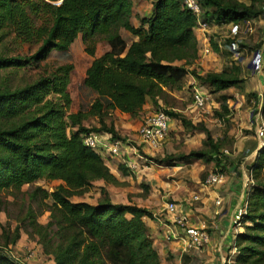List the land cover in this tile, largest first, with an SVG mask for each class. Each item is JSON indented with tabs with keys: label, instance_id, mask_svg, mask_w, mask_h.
<instances>
[{
	"label": "trees",
	"instance_id": "1",
	"mask_svg": "<svg viewBox=\"0 0 264 264\" xmlns=\"http://www.w3.org/2000/svg\"><path fill=\"white\" fill-rule=\"evenodd\" d=\"M199 2L202 20L210 26L264 15V0ZM133 17L134 0H0V43L37 46L30 55L0 51V212L7 215L1 225L0 264H24L11 254L22 230L53 257V264H162L144 221L154 218V212L113 201L107 185L121 182L101 153L84 143L83 134L89 132H106L111 140H120L114 119L118 110L135 117L148 103L172 106L162 107L185 131L205 132L202 147L156 158L160 164L175 166L194 159L214 163L213 171L224 172L233 163L225 152L227 136L214 137L205 121L194 123L168 99L192 74L200 85L213 88L220 104L216 115L229 119L233 97L229 91L245 88L241 68L205 73L191 68L199 59L198 21L183 0H152L150 13L139 25L133 24ZM123 30L137 39L128 42ZM79 37L93 57L85 85L96 97L88 111L70 110L73 63L60 64L32 82L15 83L19 71L40 68L53 52L70 50ZM98 38L109 45L99 56ZM227 43L243 46L239 40ZM212 47L220 51L216 43ZM91 119L98 124H85ZM248 153L249 149L244 157ZM251 167L255 184L243 230L236 235L232 264H264V148ZM119 168L130 175L124 164ZM39 180L60 182L48 191L36 185ZM98 181L104 185L96 203L73 200L88 194ZM46 200L51 201L45 204L50 216L42 223L33 202ZM16 201L21 202L18 211L12 209Z\"/></svg>",
	"mask_w": 264,
	"mask_h": 264
},
{
	"label": "crops",
	"instance_id": "2",
	"mask_svg": "<svg viewBox=\"0 0 264 264\" xmlns=\"http://www.w3.org/2000/svg\"><path fill=\"white\" fill-rule=\"evenodd\" d=\"M141 1H150V7L152 8V0ZM150 11L151 9L148 13H150ZM227 26L236 27L237 30H242L241 26H244L251 36L254 35L250 39H246L242 42V48H238V50L240 49L241 51H236L240 54L244 49L246 53V61L244 64H246V67L249 68L248 80L245 77V74L242 73V76L246 78L245 88L242 91L238 90L236 92L238 97L236 108L239 110L244 105L246 100L252 101L248 96L249 91H257L254 93H257L256 95L258 99L260 92L263 89L264 76L255 70V66L264 60V17L260 16L258 18L237 24L231 23ZM250 26L252 27V31L249 30ZM219 27L220 26L214 24L210 27L207 33L218 31V29H220ZM195 33L201 47L203 33L197 29H195ZM136 39L137 37L132 35L130 43ZM208 56L199 58L196 63L191 66V68H198V64L202 65L207 62ZM178 63L181 64L182 62ZM236 63L241 64L240 62ZM190 75L191 81L189 82L193 83L196 78L192 74H189L188 76ZM253 107L255 112L257 106L254 105ZM153 109L154 106L148 103L144 106L141 113L135 117L119 110L114 113L115 125L122 142L121 155L112 159L107 163V165L110 167L111 172L119 179L121 182L120 186H122L124 190L118 195L114 192H110L112 200L122 203H135L139 206L150 208L154 212V218L145 217L144 221L148 228L149 237L155 248L160 253L162 264H225L226 259L229 257H232V261H234L237 252L233 253L232 247L236 244L235 240L237 233L232 228V219L237 212V209L243 204L245 197V173L247 170H245V160L243 159L247 158L249 154L257 151L259 146H257L254 140L251 142V137L248 135H244L242 138L243 140H238L239 145L236 144V150L240 152L239 155L241 156H238L239 158L237 160L233 158V163L228 166L227 170L225 169L224 172L227 174V179L221 185L215 187L203 185V173L215 170V164L207 163L202 160H198L197 162L203 172H201L202 175L198 178V181L190 184L186 180H170V172L168 171H171V169H183L185 165L166 166L159 163L160 165L158 166H161L163 170H155L154 168L157 167H154L153 165H145V160L141 159L139 156V154H143L145 156L150 155L151 157L155 156L157 153L161 152L164 147L163 145L168 147L170 143L167 142L169 141L167 139L169 135L167 134L163 145L156 151L148 150L141 146L138 131L144 121V118L147 115L154 113L155 109ZM196 111L197 108L194 106L192 107V104H188L186 109L183 110V112L191 118L194 123L204 120L200 117V115H196ZM246 115L249 117L250 113L247 112ZM253 116L254 113L252 114V118ZM251 123L252 119L250 120V124ZM95 124H98L97 119ZM176 125H178V127H182L177 120L172 118L169 131H171L172 127ZM198 135L200 136V140H202V134ZM101 136L105 140H111V134L109 133L104 132ZM137 146H140L144 152L140 153ZM247 149L250 150V153L244 157ZM162 152H164V150ZM162 155L165 156V153H162ZM242 156L244 157L243 159H241ZM129 163L135 164L136 168H131ZM120 164H124L127 168H129L131 171L130 175L122 173L119 168ZM152 170L155 171L152 172ZM145 174H147V177L144 176ZM142 183L147 185V190L145 188L143 189L141 185ZM130 185H134L137 188L132 190ZM99 194L100 192L96 193L94 198L87 197L77 201L96 203ZM195 194H199L201 199L194 202L192 206L183 204L180 207V210L190 216V220L193 225L209 229L211 231L212 238L209 244L202 250L185 251L183 237L180 236L179 238L171 241L166 240L164 236L166 232V225H172V223L170 216L163 214L162 210L168 200H175L178 203H182V201L187 198H192ZM218 196L222 197V204L220 205L216 203V198ZM242 230L243 227L240 228L238 232H241ZM34 243L36 244V242ZM16 247L18 248L17 245ZM37 249L41 254H43L41 245L38 244ZM46 263L53 264V257L43 254L40 259L30 262V264Z\"/></svg>",
	"mask_w": 264,
	"mask_h": 264
},
{
	"label": "rangeland",
	"instance_id": "3",
	"mask_svg": "<svg viewBox=\"0 0 264 264\" xmlns=\"http://www.w3.org/2000/svg\"><path fill=\"white\" fill-rule=\"evenodd\" d=\"M246 3H249L250 0H240ZM134 17H133V24L139 25L141 17L145 14H149L148 11L151 9L150 7V1L145 2L141 0H134ZM59 3V2H57ZM264 7V2H263ZM261 17H264L261 16ZM212 24L211 26H213ZM210 26V27H211ZM220 26L218 31L208 33L211 45L213 46V43H216L220 51L216 52L213 50L212 54H210L207 58V62L204 64H198V70L200 73H205L209 71H222L224 69H232L233 67H240L242 69V73L245 74V77L247 80L249 79L248 73L249 68L246 67V64L244 62L246 61V53L244 49L239 54L236 51L240 47L239 44L236 45H229L227 43V39L230 40H239L240 42H244L246 39H250L252 36L249 32H247L246 28L244 26H241L242 30H237L236 27L233 26H227L225 25H218ZM240 29V28H239ZM123 35L127 39L128 42L131 41L132 35L123 30ZM256 35V33H255ZM258 35V34H257ZM99 37V36H98ZM264 43V42H263ZM6 43H0V51H4L8 54H23V55H30L32 54L35 49L37 48L36 45L31 44H23L21 46H14L12 44ZM109 49L108 43L103 40L99 39L97 41L96 45V53L97 56L103 54ZM244 52V53H243ZM93 60V57L88 54L86 51V44L83 42L81 37L78 38V40L73 44L72 48L65 52H53L47 61L43 62L40 68H27L24 70H21L18 72L16 76L15 83H28L32 82L35 79H37L40 75L44 74L46 71H49L56 66L63 64V63H73L74 64V70L72 73L71 78V84L69 86V91L73 98V103L70 108L72 112H77L79 110H85L88 111L91 107V104L93 103L96 94L94 91L90 90L85 85V76H86V70L88 66L90 65L91 61ZM236 62H240L241 64H238ZM196 78V77H195ZM191 81V75L188 76L185 80L183 89L177 91L174 90L171 92V95L169 97V103L170 105L176 106L175 108L179 109H186L188 104L193 105V84L190 83ZM251 82V81H250ZM195 85L203 87L208 93L210 94V101L206 108L204 109H198L195 112L196 115H200V117L205 121L206 126L211 129L212 134L214 137L223 138L227 136V145L226 148L229 153L228 155L231 156V158L237 160L241 156L239 155L240 152L236 150V144L239 145V141L243 138L244 135H248L251 137V142L254 140L259 146V140L256 137L255 131L253 129V126L250 124V120L252 118V114L254 113V103L253 101H247L244 103V105L238 110L236 108V104L238 103L237 94L236 92L242 91V89H231L229 91L230 94H232V99L229 101L230 109H231V115L229 116V119H221L216 115V111L220 108V104L216 100V95L211 93L213 88L207 85H200L197 80H195ZM257 91L251 90L248 93V96L251 100L257 99V93H254ZM255 94V95H254ZM247 96V95H246ZM233 104H232V103ZM164 108L167 110L172 109V106H164ZM159 108H163V107ZM158 107L154 106V109L156 110ZM174 108V107H173ZM153 109V110H154ZM154 110V111H155ZM250 113L249 117L246 115V113ZM203 120V121H204ZM96 119H91L89 122H85V124H95ZM249 122V124H248ZM198 134H202V138L204 139L206 137L204 131H185L182 127H178V125L172 127L171 131L168 132L169 137L167 138L170 142L168 147L163 145V149L161 152L157 153L155 156L146 155L148 160L145 162V165H153L155 170H163V168L160 165L159 162L156 161V158L160 159L164 157L162 153L166 154H174V153H188L192 149L200 148L203 146V139L200 140V136ZM243 140V139H242ZM140 153H143L144 151L140 146H137ZM164 150V152H162ZM261 149L251 153L247 154V158L243 159V156L241 159L245 160V170H249L253 164L256 163L258 155L260 154ZM152 160V161H150ZM198 160L194 159H188L185 162H179L177 165H185L183 169H171L170 172V180H186L188 183L193 184V182L198 181V178L202 175L201 167L199 163H197ZM252 164V165H251ZM251 165V166H249ZM252 169V168H251ZM250 169V170H251ZM155 170H152L154 172ZM202 172V173H201ZM211 172V171H210ZM209 173V172H208ZM207 171L203 173V177L207 176ZM264 174V173H263ZM144 176L147 177V174ZM204 179V178H203ZM60 181H51L46 182L44 180H39L36 182V185H44L49 186L48 191H53L55 186L59 184ZM150 182V181H149ZM151 183V182H150ZM153 183V181H152ZM147 186L145 183H142V187L144 189V186ZM104 185L103 181L96 182L95 187L90 191L89 194H86L84 197H73V200L77 201L80 199H84L87 197L94 198L96 193L100 192V187ZM110 192H114L117 195L120 194V192H123V188L120 185L115 184H108L107 185ZM130 188L132 190H135L137 187L134 185H130ZM28 185H25L23 187V190H28ZM4 199L14 200L13 196L10 194H1ZM24 199V198H23ZM19 202L16 201V204L14 207L12 206V209H15V211H18L19 208ZM51 202L50 200H46L44 202L37 201L33 202L34 210L39 215V221L42 223H46L49 220L50 211L46 209L45 204ZM21 203V202H20ZM7 221V215L5 212H0V233H1V225L5 224ZM14 224L16 221H12ZM32 241V242H30ZM36 241L30 239L28 235L22 230L21 231V239L18 242L17 246L12 248L11 254L24 264H30V262L36 261L43 256V254L40 253V251L37 249V245L39 243ZM40 245V244H39ZM42 248V246H41ZM43 251V250H42ZM46 262V260H45ZM49 264V263H46Z\"/></svg>",
	"mask_w": 264,
	"mask_h": 264
},
{
	"label": "built area",
	"instance_id": "4",
	"mask_svg": "<svg viewBox=\"0 0 264 264\" xmlns=\"http://www.w3.org/2000/svg\"><path fill=\"white\" fill-rule=\"evenodd\" d=\"M184 4L192 10L197 17V26L195 29L203 33V41L199 49V58H204L213 52L210 37L208 36V30L210 25L202 20V8L199 0H183ZM252 31V27H249ZM255 70L260 72L264 76V60L255 66ZM193 84V105L195 108L204 109L208 106L210 101V94L203 89V87L196 86L195 80ZM257 106L251 125L255 131L256 137L259 140V149L264 148V81L263 89L260 92L259 98L252 100ZM172 117L166 113L163 108H157L154 113L147 115L144 118L143 123L138 131L140 137V144L143 148L156 151L164 143L165 138L169 132L170 123ZM84 143L99 151L106 162H110L112 159L121 155V140H105L101 134L96 132H89L83 134ZM226 153L229 151L226 149ZM230 154V153H229ZM140 158L147 161V157L143 154H139ZM259 156V155H258ZM152 161V160H150ZM131 168H136V165L129 163ZM252 168V167H251ZM250 168V169H251ZM247 170L245 173V197L243 204L237 209L233 219L232 228L238 234V230L243 227L244 217L248 213V204L251 189L255 184L253 171ZM227 179L225 172L211 171L207 174L203 181V185L208 187H215L221 185ZM201 199L199 194H195L192 198H187L182 203H178L175 200H168L163 208V214L170 216L172 225H166V232L164 234L166 240L171 241L183 237L184 250H202L211 241L212 234L206 227H198L192 224L190 216L184 211L180 210L183 204L192 206L194 202ZM218 205L222 204V197L216 198ZM233 253L237 252L236 244L232 247ZM232 257L226 259L225 264H232Z\"/></svg>",
	"mask_w": 264,
	"mask_h": 264
},
{
	"label": "water",
	"instance_id": "5",
	"mask_svg": "<svg viewBox=\"0 0 264 264\" xmlns=\"http://www.w3.org/2000/svg\"><path fill=\"white\" fill-rule=\"evenodd\" d=\"M46 190H49V186H44Z\"/></svg>",
	"mask_w": 264,
	"mask_h": 264
}]
</instances>
